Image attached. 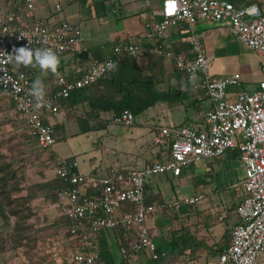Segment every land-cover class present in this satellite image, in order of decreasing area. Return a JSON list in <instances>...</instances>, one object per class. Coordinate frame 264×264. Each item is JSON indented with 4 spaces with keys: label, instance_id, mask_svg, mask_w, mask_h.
<instances>
[{
    "label": "built area",
    "instance_id": "1",
    "mask_svg": "<svg viewBox=\"0 0 264 264\" xmlns=\"http://www.w3.org/2000/svg\"><path fill=\"white\" fill-rule=\"evenodd\" d=\"M53 1V10L58 14L65 3L81 0ZM25 6L32 10L33 0H25ZM160 15V22L148 25L152 28L148 37L154 44L117 45L113 54H126L138 63L150 55L168 59L191 88L209 100V109L197 121L198 126L156 127L151 144L159 157L141 167L121 172L111 170L104 176L84 175L78 171L75 159H56L54 174L64 184L56 197L67 221L61 228L69 249L66 264H94L95 237L107 230L121 229L134 234L133 241L119 247L123 260L140 254L156 260V245L147 222L156 214L157 207L146 204L147 181L159 175L179 177L183 167L222 157L228 151L238 152L237 161L244 170L243 178L231 185L242 196V202L235 209L236 222L230 230V242L218 255L217 264H264V78L254 91L241 90L231 96L228 88L240 85V75L213 77L204 46L193 31L198 21L226 22L228 33L258 55L264 72V16L257 5L229 0H162ZM18 20L14 12L0 15V95L13 104L36 146L49 149L56 143V136L53 126L45 119L49 116L63 119L66 115L58 99L96 82L112 67L113 61L97 60L81 45L83 33L78 25L55 16L35 17L29 25ZM179 23H185L191 32L186 39L188 55L176 53L158 40ZM20 47L51 48L57 56L77 51L85 56L86 68L79 77L48 71L52 84L46 90L44 102L37 104L30 94L34 82L31 67L35 65L27 66L28 74L19 71L15 61L8 57ZM112 121L131 127L135 116L124 110ZM203 198L204 195L195 194L166 204L177 213L181 206H193Z\"/></svg>",
    "mask_w": 264,
    "mask_h": 264
},
{
    "label": "rangeland",
    "instance_id": "2",
    "mask_svg": "<svg viewBox=\"0 0 264 264\" xmlns=\"http://www.w3.org/2000/svg\"><path fill=\"white\" fill-rule=\"evenodd\" d=\"M161 104L158 103L137 116L135 126L124 127L110 123L108 131L77 135H73L79 131L77 117L82 116L84 111L81 105L67 110L65 117L60 119L63 131L58 126L56 128L55 136L58 140L50 148L53 154L50 155L49 151H42L34 144L28 136L24 122L18 119L9 100L0 95V163L10 164L17 169L19 185V191L10 192L13 202L5 209L9 215L8 221L0 216V264H63L69 249L66 248L67 244L61 236L58 213L52 199L55 158L72 157L85 173H101L105 166H109L117 159L126 160L127 157L134 156L133 154H142L147 141H151L155 136L151 129L153 125H173L180 122L182 117L192 118L198 114L191 105L185 109H174V112L171 110L170 115L166 116L162 113L164 111ZM192 123L194 126L199 125L197 121ZM132 133L135 139H132ZM222 158L227 160L226 155ZM223 160L198 162L188 168L184 175L178 178L170 176L173 180L164 179L163 175L149 179L150 183L162 182L159 183L162 187L156 190L160 199L163 197L161 193L170 201L183 199L194 193L204 195L196 206H187L185 210L197 213L202 211L196 215L193 224L194 237L212 238L214 242L220 239L218 241L220 243L226 242L224 235L229 234L230 227L236 222L233 209L238 202V196L231 191V184L244 176V170L237 160L236 164L225 163ZM218 172L222 176V182L227 184L221 183L222 185L218 186L219 182L210 178V175ZM200 179H204L205 182H198ZM160 202L163 223L158 227L164 226L165 239L168 237V240L173 242L175 237L171 234L174 232L173 229L182 225H179L177 220L187 223V217H179L180 212H173L168 206L165 207V203L162 205L163 200ZM157 207L159 208L158 205ZM11 210L17 213V217L11 214ZM181 212L183 213L182 210ZM20 218L22 220L16 226ZM152 218L155 221L159 219V213ZM187 227L189 229L191 226ZM113 231L115 230H107L104 233L113 239ZM22 236L18 244L17 240ZM221 237H224L223 240ZM118 243L119 241L114 239L110 243V250L114 254L117 253V249L119 250ZM172 246L162 245V248L170 251ZM192 264H196V261Z\"/></svg>",
    "mask_w": 264,
    "mask_h": 264
},
{
    "label": "crops",
    "instance_id": "3",
    "mask_svg": "<svg viewBox=\"0 0 264 264\" xmlns=\"http://www.w3.org/2000/svg\"><path fill=\"white\" fill-rule=\"evenodd\" d=\"M161 1L162 0H81L74 3H65L61 12L55 14L53 10V0H33L32 10H28L26 8L25 0H0V15L6 16L8 13L14 12L19 18L18 22L24 25H29L35 17L50 18L53 16L58 19H63L71 24L78 25L81 27L83 33L81 45L85 47L95 59L102 61L112 57L113 48L117 45L123 46L127 44H137L142 47H148L155 43V41L148 37V35L152 33V28H150L151 26L148 27V25H153L161 21ZM236 4L257 5L264 16V0H237ZM193 31L195 36L204 46L206 57L209 61V73L213 77L224 78L235 73L240 75V85L238 87L228 88V92L231 96L241 90L252 92L257 88L258 83L264 78L262 62L255 52L248 49L235 37L228 33L226 22L198 21L194 25ZM190 36L191 32L188 26L185 23H179L178 26L169 28L162 36L158 37V40L161 44L172 51L188 55L189 45L186 39ZM150 56L152 57V55ZM58 57L60 63L57 70L61 75L79 77L82 71L86 68L85 56L77 51H70ZM146 62L147 60H144L139 63L142 66H145ZM31 68V74L34 77V81L36 79L42 80L45 85V90H49L53 79L50 75H48V72L41 71L37 66ZM163 68L166 73H169L173 69L172 63L168 59H165L163 62ZM179 87L184 90H190L191 86L187 83L185 76L179 80ZM200 95L201 92H194L192 98L190 99V101L194 100V104L185 102L181 106L179 105L174 108H169L166 103H162L161 105L163 106L162 109L164 111L162 113L166 114V116L170 115L171 110L174 112V109H185L191 105L194 107V111L198 114L192 118L182 117L183 119L181 118L182 120L180 122L174 123L173 125L159 126L193 124L192 122L198 121V118L201 120L206 110L209 109L210 102L205 96ZM198 96H200L199 99L201 100L197 98ZM81 108L83 111L86 110V107L84 106H81ZM113 117L114 114L112 112H104L101 114V118L103 120L110 121V123H113ZM45 121L54 125V130L58 126L59 129L63 131L64 127L62 126L60 119L49 116L46 117ZM109 124L99 131H108ZM135 125L136 117L133 126ZM156 127L158 126L153 125L151 128L152 131L155 132ZM79 133L80 132L78 131L73 135H77ZM131 135L132 139L136 138L133 133ZM152 139L153 137L151 138V141ZM151 141H147V146L142 154H133L134 156L127 157L126 160L117 159L109 166H105V169L101 173H85L80 170L79 166L78 171L84 175L104 176L111 170L121 172L130 168L141 167L159 157L156 153L157 150L152 146ZM56 159L59 158H55V161ZM163 176H165L164 179L173 180L170 177L172 176L170 174ZM159 183L162 182L158 181L155 183L152 181L151 183V187L155 194H158V191H156L157 188L159 189V187H162ZM161 194L163 195V202L165 204L168 203L170 200L164 196V193ZM195 194L200 193H194L193 195ZM166 206L168 205L166 204ZM183 206H181V208ZM193 206H196V204ZM179 212V217H187V223H182V221L177 220V223L182 225L173 229L175 238L182 232L178 230H181V228L187 229V226H191L189 227V233L191 236H194L193 224L195 223L196 215L202 211H199L198 213L189 210H185L183 213L181 211ZM157 213H159V219L156 221L153 218L150 219L147 222V226L149 227L151 238L156 245V250L157 248H161L163 250L162 245H168L170 244V241L164 237V226L162 227L161 225L158 227L160 223H163V220H161L162 216L160 207L157 208L156 214ZM156 214H154L153 217ZM219 220L221 221L222 218ZM233 226L229 229V238L228 240L225 239V243L218 242L220 239L214 242L212 238L203 239L202 237H195L196 242L199 244L191 242V248L187 247L185 250L183 249L182 251L184 252L178 260V263L180 261H184L186 264H192V262L196 261V264H217L218 255H213L212 252L219 248L225 249L228 246L230 242V230ZM121 237L124 238L127 243L134 240V234H132V232L126 231L125 234L121 235L113 231V239L115 241H119L120 243ZM113 239L104 232L95 237V249H93V252L95 253L96 258L94 264H148L149 258L146 255L140 254L134 259L125 261L122 259L118 249L117 253H112L110 250V243ZM221 240H223V237H221ZM193 245H196V247L194 248ZM119 247L120 244L118 248ZM169 252L170 251L163 250L164 254ZM187 252L192 253V256L194 257L192 261L187 260Z\"/></svg>",
    "mask_w": 264,
    "mask_h": 264
},
{
    "label": "trees",
    "instance_id": "4",
    "mask_svg": "<svg viewBox=\"0 0 264 264\" xmlns=\"http://www.w3.org/2000/svg\"><path fill=\"white\" fill-rule=\"evenodd\" d=\"M229 1L236 3L237 0ZM150 57L146 59V65L142 66L140 63L126 54H113L110 58L112 59L113 63H115V68L111 67L108 69L106 73L103 74L96 82L82 89L72 91L67 98L58 99L60 108L65 112L79 105L86 107L84 114L77 117V124L80 132L79 134L99 131L106 127L110 121L103 120L101 118V114L104 112H112L115 116L119 115L124 110H128L132 112L135 117H137L146 112L148 109L153 108L158 103H166L169 108H174L179 105L181 106L185 102H190L192 104L195 103L194 100L190 101L195 91L191 87L190 90L193 92L190 90L181 89V87H179V80L184 76L175 69H172V71L166 73L165 69L163 68V62L165 61V58L155 55H152L151 58ZM28 69L30 70V67L22 65L18 66L19 71H24L29 74L30 71ZM198 92L200 93V91ZM11 105L18 119H20L18 113L14 109L13 104ZM28 136L34 142L31 136ZM57 140L58 139L56 138V142ZM42 151H49L50 155H53L52 151H50V148L44 149ZM224 155H226L228 161L225 159L223 160L222 157ZM224 155L213 160L222 159L225 163L232 162L236 164L238 152L228 151ZM192 166L183 167L180 176L184 175L186 170ZM16 170L17 169L12 167L10 164L4 162L0 163V216L3 217L6 222L8 221L9 215L5 209L7 206L12 205L13 202V199L10 198V192L14 190L19 191ZM210 178L214 179L215 182H219L218 186L227 184V182H222V176L220 172L210 175ZM53 181L54 190L52 199L56 206L55 210L58 213V224L61 230V228L67 224V221L64 213L62 212V208L57 201L56 194L64 188V184L58 177L55 176L54 166ZM198 182L205 181L204 179H200ZM196 186H199V184H196ZM9 187L12 189L10 190ZM42 189H44V187ZM230 189L238 196V202L233 209V212L235 213V209L242 202V196L234 191V189ZM145 190L146 204L155 207L158 205L160 207V201H162V199H160L159 195L153 192L150 180L147 181ZM163 204L164 202L162 205ZM165 207L167 206L165 205ZM185 207L186 206H183L179 211L182 210L185 212ZM11 214L16 215L17 217V213L12 211ZM21 220L22 218L18 220L16 226ZM16 229L18 230L19 227H16ZM21 230L22 228H20V231ZM178 231L182 232L181 234L179 233L176 238H173V242L170 241V244L173 245L170 252L164 254L161 248H157V259H149L148 264H176L184 252L182 251L183 249L185 250L187 247L191 248V242L198 243L196 242V238L193 235H190L188 228H181V230ZM114 232L121 235L125 234V230L123 229L115 230ZM171 234L174 235L175 233L173 232ZM224 237L225 239L227 237L226 240H228L229 234L224 235ZM21 238H23V236L19 237L17 240L18 244H20ZM126 245L127 241L121 237L120 246ZM193 247L195 248L196 245H193ZM223 250L224 249L219 248L214 250L212 253L213 255H219ZM63 255H65V253H63ZM186 255L188 256L187 260H193L194 257L192 256V253L189 252ZM65 257L66 258H64L63 264H66L68 260V252H66Z\"/></svg>",
    "mask_w": 264,
    "mask_h": 264
},
{
    "label": "clouds",
    "instance_id": "5",
    "mask_svg": "<svg viewBox=\"0 0 264 264\" xmlns=\"http://www.w3.org/2000/svg\"><path fill=\"white\" fill-rule=\"evenodd\" d=\"M30 43V42H29ZM8 57L15 61L20 66L35 65L43 72H56L60 63L59 57L51 48H37L20 47L13 50V54ZM115 68V63L112 64ZM30 94L34 97L37 104H42L45 100L46 90L42 80L36 79L31 85ZM72 158V157H71Z\"/></svg>",
    "mask_w": 264,
    "mask_h": 264
}]
</instances>
